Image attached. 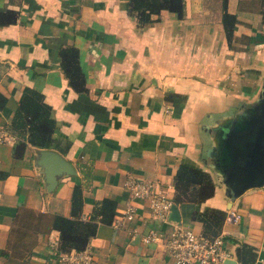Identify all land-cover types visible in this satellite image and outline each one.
I'll list each match as a JSON object with an SVG mask.
<instances>
[{
	"label": "crops",
	"instance_id": "obj_1",
	"mask_svg": "<svg viewBox=\"0 0 264 264\" xmlns=\"http://www.w3.org/2000/svg\"><path fill=\"white\" fill-rule=\"evenodd\" d=\"M183 1L182 16L161 9L141 25L128 13V0H0V10H18L15 23L0 26V92L6 97L0 123L14 132L10 120L31 87L50 104L53 137L70 142L65 152L18 144L25 135L0 143V264H58L50 240L59 231L51 223L55 214L70 215L74 184L82 187L81 219H90L106 197L116 202L114 218L125 207L128 176L173 198L181 162L207 170L214 194L174 202L178 220L170 212L166 221L155 218L145 198L133 199L136 214L121 227L97 219L88 242L94 264H174L160 241L141 235L154 230L164 238L176 225L201 232L191 212L206 206L225 211L220 233L231 254L223 264H264V184L229 195L218 166L220 157L235 163L241 146L231 139L240 130L224 126L223 140H213L224 117L232 124L236 111L246 113L261 101L260 0H227L237 18L231 45L222 0ZM67 45L78 49L85 92L68 84L60 66L59 49ZM40 149L58 151L76 173L59 175L47 190ZM231 209L234 218L227 217Z\"/></svg>",
	"mask_w": 264,
	"mask_h": 264
},
{
	"label": "trees",
	"instance_id": "obj_2",
	"mask_svg": "<svg viewBox=\"0 0 264 264\" xmlns=\"http://www.w3.org/2000/svg\"><path fill=\"white\" fill-rule=\"evenodd\" d=\"M264 16V0L257 6ZM161 9L175 12L178 17L184 13L183 0H128L127 11L137 18L139 24L153 22L159 16ZM221 21L228 43L232 44L236 15L227 10V0H222ZM156 15V17H153ZM18 10L5 8L0 10V26L15 23ZM60 66L67 78L68 84L77 92L87 90L84 73L79 64L77 47L67 45L59 49ZM6 97L0 92V108L4 105ZM50 104L44 100L42 92L26 87L10 120L11 129L25 135L26 140H19L18 144L29 142L40 148H57L65 152L69 147V140L53 137L55 119L50 114ZM63 141L64 145L60 146ZM5 172H1L4 175ZM174 196L176 203L191 201L201 202L214 194V181L211 174L202 168L181 162L174 175ZM82 187L76 183L72 189L70 202V215L55 214L52 227L59 231V249L84 248L90 237L95 233L97 219L110 222L115 215L116 202L111 198H103L95 208L88 220L80 218L82 207ZM225 217V211L216 207L206 206L202 210L191 212V218L201 223V232L206 236H215L220 233Z\"/></svg>",
	"mask_w": 264,
	"mask_h": 264
},
{
	"label": "built area",
	"instance_id": "obj_3",
	"mask_svg": "<svg viewBox=\"0 0 264 264\" xmlns=\"http://www.w3.org/2000/svg\"><path fill=\"white\" fill-rule=\"evenodd\" d=\"M19 134L12 132L4 123H0V143H15ZM127 191L125 207L120 215L115 216L111 224L121 227L125 221L132 220L136 214L135 198L148 200L153 216L159 220H168V214L174 203L172 197L161 189H154L152 182L138 179L132 175L124 180ZM235 211L229 210L228 218H234ZM143 241H160L164 251L172 257L174 264H223L230 257V251L225 247V239L221 233L206 236L202 232L176 225L167 232L164 238L154 230L141 235ZM58 264H94L93 252L90 245L84 248L69 250L59 249V237L50 240Z\"/></svg>",
	"mask_w": 264,
	"mask_h": 264
},
{
	"label": "water",
	"instance_id": "obj_4",
	"mask_svg": "<svg viewBox=\"0 0 264 264\" xmlns=\"http://www.w3.org/2000/svg\"><path fill=\"white\" fill-rule=\"evenodd\" d=\"M254 105L250 106L252 110H256L252 120L253 127L249 134L242 135L235 163H227V158L220 157L221 164L218 167L232 197L247 188L264 184V85L261 101ZM214 151V147H211L209 152ZM38 159L43 166L46 188L49 191L56 186L59 175L76 173L71 161L54 149H40ZM170 214L172 220L179 219L176 203L172 204Z\"/></svg>",
	"mask_w": 264,
	"mask_h": 264
},
{
	"label": "rangeland",
	"instance_id": "obj_5",
	"mask_svg": "<svg viewBox=\"0 0 264 264\" xmlns=\"http://www.w3.org/2000/svg\"><path fill=\"white\" fill-rule=\"evenodd\" d=\"M252 112L253 110L251 108L247 109L246 113H245V109L236 111L235 119L232 124L230 120H225V117H224L221 120L222 126L214 130L216 131V133H214L213 135V140L215 142H221L223 140L224 133H226L225 128H223L224 126H228L230 130L237 127V129L240 130L239 131L240 133L234 134L231 139V143H233L234 145H237L240 141V138L243 137L242 135L245 133L249 134L252 130L253 124H252L250 117L248 116V114Z\"/></svg>",
	"mask_w": 264,
	"mask_h": 264
}]
</instances>
